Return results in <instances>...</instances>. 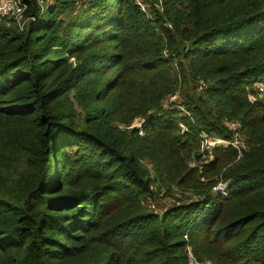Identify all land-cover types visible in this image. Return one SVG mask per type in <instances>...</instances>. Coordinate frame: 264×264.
<instances>
[{"label": "trees", "instance_id": "16d2710c", "mask_svg": "<svg viewBox=\"0 0 264 264\" xmlns=\"http://www.w3.org/2000/svg\"><path fill=\"white\" fill-rule=\"evenodd\" d=\"M22 1V29L0 22V264H264V0H144L152 20L132 0ZM176 92L194 124L164 109ZM227 121L242 157L199 155Z\"/></svg>", "mask_w": 264, "mask_h": 264}, {"label": "built area", "instance_id": "2783aa9c", "mask_svg": "<svg viewBox=\"0 0 264 264\" xmlns=\"http://www.w3.org/2000/svg\"><path fill=\"white\" fill-rule=\"evenodd\" d=\"M48 1L52 0H37V4L42 6ZM134 5L139 8L140 12L143 13L148 19L152 20V9L159 12L161 14L163 12L162 3H150L148 4L144 0H132ZM27 9V5L22 0H0V20L8 21L12 20L20 29L24 27V25L28 22L29 18L25 16V11ZM167 28L170 30L171 25L166 24ZM203 89V83L198 82L196 84V90L201 91ZM252 91L248 93V99L251 102L257 101L264 104V83L257 82L254 83ZM179 93L169 96L164 103V109L168 110L171 108L177 109L181 112L182 116H185L190 120L192 124H194V119L190 116V114L186 111L184 106L181 104V101L178 97ZM143 125V120L136 119L132 124L128 126H122V128L126 131H130L132 129H137L139 131V135L142 134L141 129ZM228 131L231 133L230 139H223L222 137L214 134H209L205 131H200L198 138V153L199 155L206 154L210 152L214 148H225V147H233L237 152L236 159H240L244 150V140L241 135L242 126L238 121H227L225 123ZM179 127L182 132L187 131V126L183 123L179 124ZM213 192L220 193L221 196L226 197L227 195V185L219 183L217 186L212 188ZM188 259L190 264H213L211 262L198 261L190 252L187 250Z\"/></svg>", "mask_w": 264, "mask_h": 264}, {"label": "rangeland", "instance_id": "374dc122", "mask_svg": "<svg viewBox=\"0 0 264 264\" xmlns=\"http://www.w3.org/2000/svg\"><path fill=\"white\" fill-rule=\"evenodd\" d=\"M51 1H48V3ZM3 20H0V22ZM178 195V194H177ZM172 201L171 198H165L164 200H156V201H151L149 204H151L154 208V211L160 212L161 210H164L165 208H168L171 205Z\"/></svg>", "mask_w": 264, "mask_h": 264}]
</instances>
